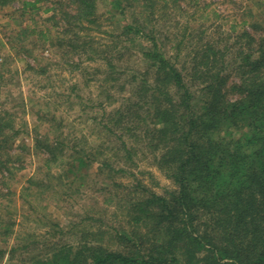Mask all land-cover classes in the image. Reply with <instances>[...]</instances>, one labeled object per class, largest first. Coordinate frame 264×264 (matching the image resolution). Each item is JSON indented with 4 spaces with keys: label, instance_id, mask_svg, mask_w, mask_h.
<instances>
[{
    "label": "trees",
    "instance_id": "16d2710c",
    "mask_svg": "<svg viewBox=\"0 0 264 264\" xmlns=\"http://www.w3.org/2000/svg\"><path fill=\"white\" fill-rule=\"evenodd\" d=\"M63 1L70 8L62 13L67 45L75 53L101 27L97 0ZM63 1L49 2L44 12H60ZM166 1L115 0L128 22L96 55L104 73L94 125L105 142L80 148L47 140L45 163L64 166L70 185L80 186L96 167L118 196L122 224L95 231L97 218L88 215L77 242H55L51 253L26 264H264V38L243 30L231 42L226 34V45L206 41L180 62L183 39L171 43L158 28ZM183 1L173 0V7L184 11ZM44 2L23 0L21 9ZM136 40L148 43L142 65L128 74L124 62L132 53L125 44ZM231 65L243 94L235 102L224 96ZM10 127L0 114V135ZM5 141L0 137V149ZM140 158L151 159L174 188L164 195L149 189L131 171ZM8 230L0 224L2 241Z\"/></svg>",
    "mask_w": 264,
    "mask_h": 264
},
{
    "label": "rangeland",
    "instance_id": "374dc122",
    "mask_svg": "<svg viewBox=\"0 0 264 264\" xmlns=\"http://www.w3.org/2000/svg\"><path fill=\"white\" fill-rule=\"evenodd\" d=\"M22 1L0 5V114L11 126L6 135H0L6 138L0 149V224L9 227V235L4 241L0 238V264H26L34 256L51 253L55 242H77L88 215L97 218L92 224L95 231H107L123 222L118 196H112L111 185L100 181L95 166L84 174L80 186H74L64 166H48L44 159L47 140L73 142L80 148H86L85 143L105 142L94 125L100 115L95 105L100 101L98 86L104 73L103 61L96 55L113 43L127 18L115 0H97L101 27L91 32L93 42L70 53L62 14L70 8L65 1L48 0L25 12ZM51 1H63L60 12H44ZM166 4L160 5L163 18L158 28L171 43L183 39L180 62L206 41L219 38L226 45V34L231 42L243 30L255 39L264 38V0H184V11L174 8L173 0ZM147 43L125 44L132 53L124 62L128 74L142 65L140 52ZM224 72L225 100H241L234 66ZM138 165L132 173L152 191L164 195L174 188L151 159L140 158ZM110 196L117 208L108 200ZM108 238L106 234L101 241L107 243ZM12 247L19 250L10 253Z\"/></svg>",
    "mask_w": 264,
    "mask_h": 264
}]
</instances>
